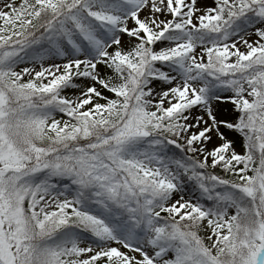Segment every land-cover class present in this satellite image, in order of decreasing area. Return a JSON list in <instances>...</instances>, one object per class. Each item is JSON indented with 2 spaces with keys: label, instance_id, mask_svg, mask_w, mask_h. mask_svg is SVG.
<instances>
[{
  "label": "snow or ice",
  "instance_id": "1",
  "mask_svg": "<svg viewBox=\"0 0 264 264\" xmlns=\"http://www.w3.org/2000/svg\"><path fill=\"white\" fill-rule=\"evenodd\" d=\"M0 264H264V0H0Z\"/></svg>",
  "mask_w": 264,
  "mask_h": 264
}]
</instances>
